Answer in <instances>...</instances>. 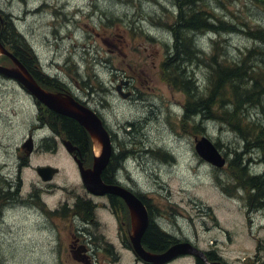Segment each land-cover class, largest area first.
<instances>
[{
  "label": "rangeland",
  "instance_id": "1",
  "mask_svg": "<svg viewBox=\"0 0 264 264\" xmlns=\"http://www.w3.org/2000/svg\"><path fill=\"white\" fill-rule=\"evenodd\" d=\"M193 9L205 12L212 23L216 20L239 27L245 23L264 29V5L252 0H201ZM0 12L23 34L43 72L71 85L103 113L114 154L125 152L115 169L116 179L147 196L151 215L164 232L180 241L187 239L201 250L214 251L222 264H264V209L247 212L245 191L234 188L230 166L216 167L195 149L196 141L205 136L219 144L215 146L229 161L234 151L243 153L244 143L221 121L208 120L203 114L183 119L185 93L163 77L167 73L163 63L173 51V24L178 14L174 0H0ZM184 36L190 38L191 34ZM192 36L201 53L191 61L180 56L185 61L179 65L202 97L211 55L235 63L249 49L264 51V43L244 32ZM260 58H252L249 65H258ZM2 64L13 66L9 59ZM122 79L130 82L126 85L131 90L129 99L114 88ZM248 111V119L262 118L259 108L248 107ZM40 113L45 114V108L37 109L26 91L0 83V177H18L16 155L29 154V165L21 168L23 204L24 200L39 204L43 199L54 208L65 199L71 206L76 198L91 197L59 140L53 143L56 153L43 148L38 138L31 153L21 147L29 119ZM16 118L23 123L13 131ZM92 143L88 164L95 153ZM244 155L251 173H264L261 152L252 149ZM44 164L59 169L51 191L40 188L45 184L35 170ZM32 191L38 194L30 200ZM96 211L115 235L110 218ZM72 214L70 210L69 224L67 214L61 218L22 207L21 227L15 236L0 237V251L8 252L12 243L20 251L16 259L21 264H70L66 227L75 234L76 226L81 225ZM183 255L171 264H195L193 255Z\"/></svg>",
  "mask_w": 264,
  "mask_h": 264
},
{
  "label": "trees",
  "instance_id": "2",
  "mask_svg": "<svg viewBox=\"0 0 264 264\" xmlns=\"http://www.w3.org/2000/svg\"><path fill=\"white\" fill-rule=\"evenodd\" d=\"M198 1L201 0H174L178 14L173 24V51L172 55L163 63V68L167 72L163 77L173 88L185 93L183 119L203 114L208 120L221 121L226 124L240 137L244 143L243 153L234 151V155L229 161H226L224 167L228 166L227 168H229L230 166L232 178L235 181L234 188L245 191L244 202L247 212L264 209V173H251L244 157V154L255 149L261 152V157L264 160V103L262 102L264 99V51L257 48L249 49L235 63L219 61L214 54L211 55L210 61L207 62L209 74L205 88L206 93L203 97L198 94L197 84H193L194 80L192 81L190 76H186L185 71L179 65L180 62L187 59L186 57H190L191 61L201 53L202 49L198 47L195 36L193 37L192 34L211 32L215 35L222 32L228 34L244 32L254 41L264 43V29L246 27L245 23H242V27L234 23L216 20L212 23L208 21L205 12L193 9ZM252 1L264 5V0ZM5 17L2 19L0 28L2 45L20 60L33 78L35 77L34 79H37L44 88L51 91L62 90L60 83L52 82L55 80L49 78L47 73H43L23 34L13 25L7 15ZM185 34H191L190 38L184 36ZM213 43L215 44V42ZM259 55H261L259 64L249 65L250 60ZM180 56H184V59ZM3 60H8V58L2 56L1 61ZM43 107L47 110L43 116L51 121L52 127H58L67 139L79 146L81 150H85L89 156L91 154V139L86 130L73 118ZM248 107L260 109V113L263 114L260 121L248 119ZM215 145L219 146L218 143ZM123 154L125 152L118 154L112 152L101 176L105 182H112L113 178L116 179L115 169H117L119 161L125 157ZM139 196L143 203L149 204L147 196L143 194ZM151 214L149 213L150 221L145 230L143 242L148 249L153 251L166 249L177 239L164 232L156 224ZM196 263L204 264L199 257H197Z\"/></svg>",
  "mask_w": 264,
  "mask_h": 264
},
{
  "label": "flooded vegetation",
  "instance_id": "3",
  "mask_svg": "<svg viewBox=\"0 0 264 264\" xmlns=\"http://www.w3.org/2000/svg\"><path fill=\"white\" fill-rule=\"evenodd\" d=\"M49 78L51 79L53 78L55 80L52 82L60 83L62 88V90H55L52 92L69 93L80 103L92 109L99 116V118L101 119L103 125L107 128L111 137V133L108 129L107 123L103 118V113H99L97 109L93 108L88 101L82 99L80 94L76 90L72 89L71 85H67L66 83L60 81L55 76H49ZM35 80L41 87H43L37 79ZM0 83L4 85H6L7 83H11L23 89L28 93V97L31 100L35 101V105L37 106V109L41 108L43 111L44 108L43 106L45 105L40 103L37 100V98H35L31 93H29L27 89L24 88L16 78L9 77L0 73ZM126 85L129 87L130 85L129 80L122 79L119 80L118 83L116 81L114 88L121 97L129 99L131 97V90L130 91L127 90ZM43 114L40 113V115L36 116L34 119H29L28 127L25 133L26 135L20 145L21 147L23 148L25 147L27 149V146H24V142L25 140L31 138L34 149V146L36 144L35 140L36 138H38L40 142L43 144V148L52 151V153H56L57 146L54 145L56 142H58L56 140H59V142L63 146H64L63 143L64 141H70V140L65 137V135L61 132V130L58 127L53 128L51 121L49 119L46 120L45 118L47 117L43 116ZM16 119L17 120L13 123L15 127L13 131H18L22 127L23 121H21L19 118ZM49 131H51L50 134L47 133ZM48 142H51L52 144L54 143L53 146L52 144L50 145L47 144ZM71 144L77 148V150H74L72 153H69L72 156L73 160H74V155H76L77 158L81 160L83 167L85 168L91 167L93 162V155H92L91 163L88 164V160H87L88 156L85 150H81L80 147L74 144L73 142H71ZM19 149L20 148H18V151H20ZM16 156L18 159L17 160L18 177H15L14 179H9L11 177L6 175L3 178L4 181L0 177V237L6 238L10 236H15L16 232L21 227V225L19 224V218L22 207L28 209L32 208V210H38L41 214L44 215L57 214L61 218L66 217L67 214L66 218H67V223L69 224H70L69 211L73 210L72 218L76 217L77 221L80 222L81 225L77 227L78 225L74 222V225H77L75 228V234L70 232L69 226L66 227L68 241L65 250L68 259L71 260L70 264H171L174 261H176V259L184 256V255H177L172 257L167 262L158 263V262L145 260L138 254H136L130 238V236L133 234L132 232L133 227H131V220H130L128 207L123 201V199H121L118 196H114L110 194L96 196L91 194V197L76 198L75 202L71 206L69 205L68 200L65 199L64 201L58 203L57 205H54L55 206L54 208L50 207V205H48V203L43 199L39 200V204L37 202L31 203L29 200H24V204H23L22 202L23 199L20 197L21 196L20 190L22 184L21 168L22 165L25 164L29 165V160H28L29 154L24 155L20 153V155H16ZM4 165H5L4 167L8 166L7 162H5ZM44 165H51V164H44ZM51 181H44L45 186L40 188L45 189V191L53 190L52 188L53 183ZM106 183L122 184L123 186H126L125 184H123L122 181L114 178L112 182L109 181ZM12 186L13 189H11ZM35 190L37 191L36 188ZM131 190L133 189L131 188ZM37 194L38 193H35L33 191L31 193H28L29 195L28 199L33 200L35 197H37ZM38 198H40V196H38ZM144 204L148 210V224H147L148 226L150 221L149 213L151 214V211L149 208V204L146 203ZM96 210H100L101 215L104 214L110 218L111 221L110 224L112 223V226L114 227L116 232L115 235L111 234L110 230L108 229L107 221L106 220L102 221L99 218V214L97 213ZM16 218H17V223L15 221ZM146 228L144 229L140 238L141 246L143 247V249L150 253L164 252L168 247L166 249L159 251H153L147 248V246L143 242V236H145ZM44 229L46 231V228ZM179 241L180 240H177L175 242H179ZM13 245L14 244L11 243V247H8L9 251L6 253L0 251V264H21V259L20 258L16 259L20 251L18 250L17 246L14 247ZM204 253L209 261L222 260L221 257L216 256L214 251L205 250ZM129 258L132 259V262H130ZM127 260H129L130 263L127 262ZM194 262L195 264H197L196 263L197 257H194Z\"/></svg>",
  "mask_w": 264,
  "mask_h": 264
},
{
  "label": "water",
  "instance_id": "4",
  "mask_svg": "<svg viewBox=\"0 0 264 264\" xmlns=\"http://www.w3.org/2000/svg\"><path fill=\"white\" fill-rule=\"evenodd\" d=\"M1 22L2 17L0 14V27ZM0 55L8 57L13 64L12 67H7L0 63V73L16 78L29 93L48 109L76 120L86 130L93 144L96 141L100 145V155L98 156L94 153L91 167H83L81 160L76 155H74V161L77 164L83 186L88 192L94 195L114 194L124 200L129 210L131 227L134 226L132 228L134 235H131L130 238L136 254L145 260L158 263L167 262L179 254H191L203 259L205 264H222L220 261H209L205 253L198 247L192 245L190 241L174 243L162 253H150L144 250L141 246L140 238L148 224V212L145 204L131 190L118 184L105 183L102 180L101 174L109 162L112 153V144L109 132L99 116L69 93L52 92L42 88L20 60L2 45L1 41ZM63 143L69 153L77 150L70 141H64ZM24 146H27L28 151L32 150L33 143L31 138L24 142ZM195 149L202 159L216 167L222 168L226 163L225 156L205 136H202L196 141ZM57 171L58 169L51 165L38 166L36 168L37 174L45 181L50 180Z\"/></svg>",
  "mask_w": 264,
  "mask_h": 264
},
{
  "label": "bare ground",
  "instance_id": "5",
  "mask_svg": "<svg viewBox=\"0 0 264 264\" xmlns=\"http://www.w3.org/2000/svg\"><path fill=\"white\" fill-rule=\"evenodd\" d=\"M183 114H184V112H183ZM94 145H95V154L96 155H100V151H101V149H100V145L98 144V143H96V141H94ZM119 185V184H118ZM134 227V226H133ZM132 235H134V230H133V234ZM185 241V240H184Z\"/></svg>",
  "mask_w": 264,
  "mask_h": 264
}]
</instances>
